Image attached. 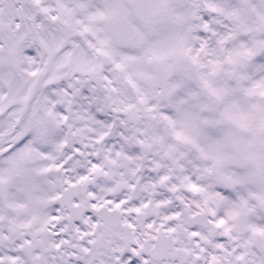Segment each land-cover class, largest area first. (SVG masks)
<instances>
[{
	"label": "snow or ice",
	"instance_id": "snow-or-ice-1",
	"mask_svg": "<svg viewBox=\"0 0 264 264\" xmlns=\"http://www.w3.org/2000/svg\"><path fill=\"white\" fill-rule=\"evenodd\" d=\"M0 264H264V0H0Z\"/></svg>",
	"mask_w": 264,
	"mask_h": 264
}]
</instances>
